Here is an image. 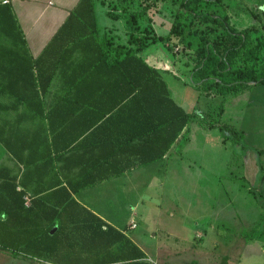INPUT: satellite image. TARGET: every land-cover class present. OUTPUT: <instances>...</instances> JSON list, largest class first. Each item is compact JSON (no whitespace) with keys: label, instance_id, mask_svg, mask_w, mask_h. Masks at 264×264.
I'll return each instance as SVG.
<instances>
[{"label":"trees","instance_id":"trees-1","mask_svg":"<svg viewBox=\"0 0 264 264\" xmlns=\"http://www.w3.org/2000/svg\"><path fill=\"white\" fill-rule=\"evenodd\" d=\"M98 1L79 0L36 58L28 54L10 9L0 11V31L7 40L16 38L15 31L25 52H0L6 65L0 95L13 99L0 110L21 107V117L32 113L37 123L33 132L10 127L0 137L13 162L0 166V248L52 264H151L123 233L75 199L101 182L165 160L187 136L194 113L171 97L162 77L177 75L150 64L143 50L175 39L192 64L195 89L235 96L264 85V37H254L255 26L237 30L222 0H180L167 34L144 35L135 29L148 0H113L114 12L105 15L125 20L123 43L112 30L99 28ZM177 44L169 48L174 64ZM50 96L55 100L47 103ZM223 128L235 147L249 148L242 131ZM254 152L260 170L262 152ZM114 245L116 253L109 250Z\"/></svg>","mask_w":264,"mask_h":264},{"label":"rangeland","instance_id":"rangeland-1","mask_svg":"<svg viewBox=\"0 0 264 264\" xmlns=\"http://www.w3.org/2000/svg\"><path fill=\"white\" fill-rule=\"evenodd\" d=\"M179 1L148 0L149 7L144 17L139 20L140 30L135 29L136 33L143 32L145 35L144 30H151L158 37L167 34ZM97 5L96 16L100 26L105 22L111 24L112 21L108 20L105 14L114 12L113 0H102V3L98 1ZM221 8L237 30L255 26L259 31L254 37L258 35L264 37V0H222ZM117 13L123 15L118 10ZM119 20L120 22L103 29L108 31L113 28L115 35L121 36V41L126 43L128 34L125 20ZM2 32L0 31V52H4L5 49L13 50L25 56L18 34L14 31L16 38L7 40ZM188 39L193 41L192 37ZM174 44H177L175 39L169 43L156 41V44L145 48L142 55L150 64L164 67L177 75L178 78H175L162 73L171 97L186 111L194 113L195 117L189 125L186 138L178 141L172 148L170 156H175L170 157L169 161L162 160L137 168L134 172L114 178L113 182H106L104 184L106 186L98 190L92 187L85 193L86 197L92 199L81 200L91 209L101 212L103 217L115 222L122 230H126L130 219H133L137 226L134 233H141L148 228L159 235V241L152 247L156 255V258L152 257L155 264H237L240 251L242 253L241 243L245 239L244 236L250 235L245 229L232 233L233 228L228 223L235 218H230L225 223L223 216L212 219L210 214L214 208L218 207V211L221 210L220 205L226 201V195L230 194V197H237L231 206L233 210H230L233 216L238 213L236 209L244 208L243 212L253 213L255 204L259 205L264 215V209L260 206L264 201L262 188L264 184H259V180L253 181L254 184L246 183L243 178L242 158L244 159L243 155L247 150L252 149L248 148L242 154L241 148L232 144L231 133L223 127H233L235 131L243 130L247 134L251 131V136L243 142L248 144L256 142V146H261L258 149H264V85L250 87L235 96L198 91L190 83L192 64L187 65V57L181 52V44H177L178 59L174 64L169 49ZM4 63L7 64L6 60ZM262 167L259 175L263 177L264 166ZM247 188H253L256 194L253 191L249 193ZM224 194L226 198L221 200ZM134 208L141 210L143 215L140 216L139 211L132 213ZM157 214L161 215L157 217L162 221H159L162 224L161 229L155 227ZM263 215L261 212L258 221L260 225L256 233H260L264 239ZM150 218L154 222L149 223ZM176 221V225L182 223L188 230L187 233L183 231L184 235L194 237L197 233L208 232L212 234L211 237L224 236L226 243L217 245V241L211 243L208 240L204 246H196L199 242L192 241V246L187 244L167 247L162 242V229L166 230ZM232 237L242 241L236 239L231 242ZM251 237L252 235L249 238ZM118 248L119 245H114L109 250L116 253ZM86 253H83L84 257L89 256V253ZM174 257L176 258L172 260ZM257 258V255H248L242 261L243 264H264ZM0 264H51V262L45 259L30 260L0 248Z\"/></svg>","mask_w":264,"mask_h":264},{"label":"crops","instance_id":"crops-1","mask_svg":"<svg viewBox=\"0 0 264 264\" xmlns=\"http://www.w3.org/2000/svg\"><path fill=\"white\" fill-rule=\"evenodd\" d=\"M79 0H0V11L6 8H9L14 19L16 20L17 23V28L19 32L21 33V37L25 40L26 47L28 54L32 58H36L43 50L45 45L49 42V40L52 38V36L55 34L57 29L61 26V24L64 22L68 15V11L72 10L75 5L77 4ZM97 2L95 3L94 9H95V15H96V9H97ZM108 20H111L112 23L105 22L104 25L100 26L97 16H96V21L99 26V28H109L112 26V24L116 22H120V20H112L108 16H106ZM111 28L110 30H112ZM121 37V36H120ZM6 65H3L2 61L0 60V73L1 71L4 70ZM1 77V74H0ZM252 86V85H251ZM55 100V97H46L45 101L47 103H51ZM251 101V100H250ZM13 99L6 96V95H0V109L2 105H6L8 103H12ZM252 106V105H250ZM255 110V109H254ZM22 108L20 107L18 110H15L13 112L9 111L6 112L4 110H0V137L2 135L7 134L8 128L12 127L14 129H20V130H25L29 132H33L36 129L37 123L35 120L32 119L31 115L27 113L25 117H21L22 115ZM244 134V140L248 139V137L251 136L252 132L248 131V134L243 131ZM246 146L251 148L252 150H247L242 158L243 162V168H244V180L246 183H253V181L256 182V180H259V184H264V176L259 175V167H258V157L255 154L254 151H261L262 155L264 154V149H258L261 146H256V142L248 144L247 142L244 143ZM171 151L168 154V156L165 158V160L168 159L170 160V157L175 156L171 155ZM243 154V151H241ZM242 157V156H241ZM260 168H263L264 166V156H260ZM2 165H8L12 166L13 162L8 161L7 154H6V149L2 146L0 143V166ZM134 172V171H131ZM262 172V171H261ZM153 173V172H152ZM48 178V177H47ZM114 178L108 181L101 182L97 185H95L93 188L98 190L99 188H102L106 185H104L106 182L112 181L113 182ZM159 182V180L157 179ZM109 186V185H107ZM264 189V186L262 187ZM19 189V188H17ZM92 189V188H90ZM253 189V188H252ZM252 189L247 188L248 192L251 193L250 191ZM88 190V189H86ZM86 190L81 192L78 196L75 197L76 201L85 209L89 210L91 213L99 217L104 223L107 225H110L123 233L126 238L130 240V242L135 245L143 254L144 258L142 261L146 263H151L155 264L154 260L152 257L156 258V255L154 251L152 250L153 246H156V242L159 241L160 236L155 234L154 231L149 230L146 228V230L142 231L141 233H134L133 231L137 229V226L134 229H130V224L133 219H130L126 230H122V228L118 227L115 222L109 220L108 218H105L102 216L101 212H98L94 208H90L88 205H86L84 202L82 203L81 199H86V200H91L92 198L86 197ZM255 191V190H253ZM226 194V193H225ZM222 196L221 200H224L226 197ZM93 196V193H91ZM227 198L225 199L226 201L220 205V209L218 211V207L213 209L212 214V219L215 218L217 219L218 217L223 216L225 218V223L230 220V218H235L234 221H230L231 226L233 228L232 233L236 232H241L243 229L247 230V234L250 236L252 235L251 238H247L244 236L245 239H243V242L241 243L242 247V253L240 251L239 257L237 264H243L242 259L246 258L248 255L255 256L257 255L258 258L261 260V262H264V239L260 235V233H256L259 229L258 221L261 217V212L263 215V210L259 207V205H254L255 210L253 213L249 212H243V209H236L238 213L236 212L237 215L232 214L230 210H233L231 206L234 203V200L237 199L236 196L230 197V194L226 195ZM31 199V196H27L26 198V205L29 204V200ZM134 208L133 211H139L140 216L143 215L141 210H138ZM147 210V209H146ZM235 213V211L233 212ZM160 214V213H158ZM156 215V220L155 222L156 225L155 227H158L161 229L162 224L159 223L160 220L157 219V217H161V215ZM236 220V221H235ZM212 221V220H211ZM154 222L150 218V222ZM162 222V221H160ZM168 223H173V222H168ZM177 221L175 222L174 225L170 226L169 228L162 229V242L165 243V246L169 247L171 245H174L177 247L182 246V245H190L192 246L191 242L196 241L199 242L196 244V246H204L208 240L210 242H215L217 241V245H221L222 242H225L224 236L218 237L214 236L211 237L212 234H209L208 232L203 233H197L195 234L194 237H191L189 235H184L183 231L187 233V229L183 227L182 223L180 225H176ZM152 224H150V227ZM149 227V228H150ZM104 229V227H103ZM176 230V231H174ZM127 232V233H126ZM232 235V234H231ZM249 236V237H250ZM233 240L231 242L235 241L237 238L232 237ZM238 240V239H237ZM239 242L242 240H238ZM151 249V250H150ZM171 258L172 260L175 259ZM257 258V259H258ZM30 260H41V259H30ZM171 262V261H170ZM169 262V263H170ZM229 262V259H228ZM52 264V263H51ZM230 264V263H229Z\"/></svg>","mask_w":264,"mask_h":264},{"label":"built area","instance_id":"built-area-1","mask_svg":"<svg viewBox=\"0 0 264 264\" xmlns=\"http://www.w3.org/2000/svg\"><path fill=\"white\" fill-rule=\"evenodd\" d=\"M135 227H136V224L133 221H131L130 229H134Z\"/></svg>","mask_w":264,"mask_h":264},{"label":"water","instance_id":"water-1","mask_svg":"<svg viewBox=\"0 0 264 264\" xmlns=\"http://www.w3.org/2000/svg\"><path fill=\"white\" fill-rule=\"evenodd\" d=\"M250 85H253V83H250ZM56 228L52 229L51 234L55 232Z\"/></svg>","mask_w":264,"mask_h":264}]
</instances>
